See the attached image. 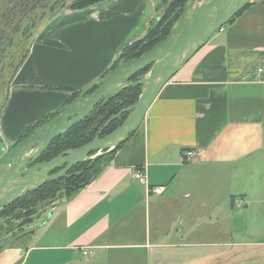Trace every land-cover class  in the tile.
<instances>
[{"label":"crops","instance_id":"0c3cea01","mask_svg":"<svg viewBox=\"0 0 264 264\" xmlns=\"http://www.w3.org/2000/svg\"><path fill=\"white\" fill-rule=\"evenodd\" d=\"M102 4L51 17L35 35L0 117L8 144L62 113L69 91L133 43L100 26L135 33L163 16L156 0ZM249 4L165 85L97 177L3 245L0 264H264V0Z\"/></svg>","mask_w":264,"mask_h":264},{"label":"water","instance_id":"95a60500","mask_svg":"<svg viewBox=\"0 0 264 264\" xmlns=\"http://www.w3.org/2000/svg\"><path fill=\"white\" fill-rule=\"evenodd\" d=\"M250 2L189 0L163 42L91 83L57 118L0 158V207L65 177L93 153L112 151L125 143L138 130L165 85ZM146 68L150 70L142 79L130 82ZM132 86H142L141 94L138 102L124 111L129 112V116L121 126L100 137L110 120L92 142L76 150H67L51 161L41 162L42 154L55 139L83 121L105 98ZM94 88L97 90L88 94ZM60 168L61 171L51 174Z\"/></svg>","mask_w":264,"mask_h":264},{"label":"trees","instance_id":"16d2710c","mask_svg":"<svg viewBox=\"0 0 264 264\" xmlns=\"http://www.w3.org/2000/svg\"><path fill=\"white\" fill-rule=\"evenodd\" d=\"M1 1L2 0H0V2ZM105 1L107 0H10L9 3L12 4L13 9H14L11 12V17L12 15L14 16L15 8H18L21 13L19 17H22V18L14 25L13 28L11 27L9 33H11L13 37H16V36L21 37L23 34H21L20 31L23 29V25H24L23 23H27L25 27L32 29L33 31L28 36L30 38L26 40L27 45L25 46V49L22 52L17 53V55L15 54L16 52H14L13 54L10 53L9 59L6 53L4 54V58H3V55H1L2 52L4 53V50L1 49L2 48L1 44L5 37L2 38L0 36V58H1L0 60V117L2 115L1 113L3 109L6 106V102L8 100V93H9L8 89H9L10 81L16 74L19 67L22 65L23 61L27 58L29 51H30L29 49L30 41L35 37V35L45 25L44 22L46 21L45 19L49 17L48 15H50L53 12L58 11L59 9H63V8H68L72 11H82L90 7L102 4ZM188 1L189 0H162V2L165 5V11H164V15L161 18L160 22L149 30L148 34L145 36L144 39L137 41L133 43L131 46L127 47L122 52V54L118 57L116 62L112 65L109 72H107L104 76H106L108 73L118 68L123 62H128V61L137 59L141 57L147 51L151 50L156 45L163 42L170 34V31L173 25L175 24V22L183 14L184 8ZM249 6L250 4H248L245 9H247ZM245 9H243L240 13H238L237 16L229 24L233 23L234 20L238 18ZM38 13H39V16H38ZM23 37L25 36L23 35ZM10 38L11 37H9V41H8V43L10 42L8 46L9 49L14 44L13 39H10ZM5 48L6 46L3 47V49ZM3 62L4 64L7 63L9 65V70L12 71V74L10 75V77L7 79L6 82L4 81V77L6 76L5 71L7 70L8 67L3 66L2 65ZM149 70L150 68L144 69L139 74L133 76L130 82L139 81L148 73ZM97 88L92 89L88 94L93 93L94 91L97 90ZM141 89H142V86L127 87L123 90L118 91L114 95L105 98L101 103H99L95 107L93 112L90 115H88L83 121L76 124L73 128H71L64 135L55 139L50 144V146L46 149V151H44V153L42 154L41 162L51 161L52 159L56 158L57 156H59L60 154H62L63 152L67 150H76L92 142L96 138L100 129H102L105 126V124L109 123L110 120L111 122L103 130V133L101 134L100 137H104L107 134L113 132L115 129L121 126L124 123V121L127 119V117L129 116V112H124V111L130 109L138 102L139 96L141 94ZM80 94H81V91L74 92L71 98L67 101V106L71 104ZM60 114L61 112L42 119L35 127H33L30 131L27 132V134H25L21 138L19 143L32 137L41 127L45 126L50 121L57 118ZM121 146L122 144L116 147L114 150L109 151L108 159L103 164L91 165L90 168L94 169V173L92 177L84 181L80 186H78L74 191H72V195H74L81 188L88 185L92 179L97 177V175H99V173L103 170L106 164L113 158V156L117 153V151L121 148ZM87 164L89 163L83 162L75 166L72 169V171H70L69 175H72V173L76 172L78 169L80 170L84 169ZM61 169L62 168L57 169L53 171L51 174L58 173L59 171H61ZM87 172H89V170L85 169V171L82 172V174H86ZM67 178L68 176L62 177L56 181L49 182L45 184L43 187H41L40 189H38L37 191L31 192L21 199L16 200L10 204H7L0 210V221L6 218L7 216H11V213L17 210L24 213L23 215L21 214V212L18 213L16 215L17 219L32 217L34 215L33 207H36L41 203L45 204V202H48L47 200L55 199V197L53 196L58 192V190L62 187V185L65 184V182L68 186L71 185V182H73L74 179L70 178L68 181V183L70 182V184H68L66 180ZM13 204H17V207L11 208L12 206H14Z\"/></svg>","mask_w":264,"mask_h":264},{"label":"rangeland","instance_id":"374dc122","mask_svg":"<svg viewBox=\"0 0 264 264\" xmlns=\"http://www.w3.org/2000/svg\"><path fill=\"white\" fill-rule=\"evenodd\" d=\"M9 2H10V0H2L0 2V36L2 38L5 37L2 44H1L2 45L1 49L4 50V53L1 50V52H2L1 55H3V58H4V54L6 53V55L8 56V59H9L10 53L13 54L14 52H16L15 54L17 55V53H20L25 49V46L27 45L26 40L30 38L28 36L33 31L32 29L25 27L27 25V23H23L24 24L23 29L20 31V33L23 34L25 37H23V35L21 37H17V36L13 37V35L11 33H9L11 27L13 28L14 25L22 18V17H19L21 15V13H20V10L18 8H15L14 16L12 15V17H11V12L14 9H13L12 4ZM156 4L157 5L154 6L153 8L156 9L157 12H159V11L163 12V15H164L165 5L162 2V0H160V1L156 0ZM118 6L119 5H115V7H113V8H118ZM70 11H72V10H70L68 8H63V9H59L56 12L51 13L50 15H48L49 17L47 16L48 18L46 17L47 19H45L46 21L44 23H45L46 27L48 28L50 26L49 22L51 21V19H50L51 17L53 19L52 20L53 22L60 21V19H62L63 17L71 18L73 15H72V12H70ZM85 12L86 11H84L83 13H85ZM120 13L123 16L124 15L128 16V14L124 13L123 10H121ZM78 14H80V13H78ZM38 16H39V13H38ZM40 16H41V14H40ZM161 18H160V16H158L155 19H153L152 21H149L147 23V26L144 29H141L139 26L138 30L135 33L133 31V27H128L126 29V28H124L123 25H122V27L120 25H117V27L115 25H104V26L102 25V26H100L101 28H100V30L97 31V33H100V34L105 33L109 38L108 40H112V41L116 40V42H117L119 39H123V40L127 39L126 42L128 44L130 42L135 43L137 41L144 39L145 36L148 34L149 30L153 26H156L160 22ZM39 20H41V19H39ZM133 34H136V35H133ZM9 37H11L10 39H13V42H14L13 46L10 49L8 48V46L10 44V42L8 43ZM32 40L30 41V44H29V47H31L29 54H30V52H38L37 51L38 50L37 44H36V46L33 45V46H35L34 49H33V46H31V43L33 42ZM39 42L40 41H38V43ZM131 45L129 44V45H127V47H129ZM5 46H6V48L3 49V47H5ZM119 56H120V54H119ZM0 60H1V58H0ZM2 65L8 67L7 70L5 71L6 76L4 77V81L6 82L7 79L10 77V75L12 74V71L9 70V65L7 63L4 64V62H3ZM74 92H79V90L78 91L75 90L73 92L69 91L68 93H71V94L68 96L69 97L68 100L71 98V96L73 95ZM56 113L58 114L59 112H56ZM56 113H54V114H56ZM54 114H52V115H54ZM45 118H47V117H45ZM42 119H44V118H42ZM3 124H4L3 119H1L0 120V152H2V150L6 151V149L8 151L10 148L17 145L16 142H11V141L8 144L6 139L3 137V136H5V133L3 132ZM5 144H8L9 148ZM108 152L109 151H103L100 153L92 154L90 156V158L85 161V162H88L89 164H87L84 169H81V170L78 169L76 172L72 173V175H69V173H70L69 172L65 177L68 176V178L66 179L67 183H68L70 178L74 179V180L72 179L73 182H71V185L68 186L65 182V184L62 185V187L58 190V192L53 196V197H55V199L47 200L48 202H45V204L41 203L38 206L33 207L34 208V210H33L34 215L32 217L17 219L16 215L21 212V211L17 210V211H14L13 213H11V216H7L6 218L2 219L0 221V249L4 247L3 246L4 244L6 245L8 242L17 240L19 237L28 234L30 231H32L34 228H36L37 225H39L42 221H44L47 218L48 214L51 212V210L56 205L62 203L66 199H69V197L72 195V191H74L84 181H86L92 177V175L94 173V169H91L90 166L93 164H97V165L103 164L108 159V156H109ZM87 167H89L90 169ZM85 169H88L89 172H87L86 174H82V172H84ZM68 184H70V182ZM13 205L14 206H12L11 208L17 207V204H13ZM3 207L4 206L0 207V210ZM21 214L23 215L24 213L21 212Z\"/></svg>","mask_w":264,"mask_h":264},{"label":"built area","instance_id":"2783aa9c","mask_svg":"<svg viewBox=\"0 0 264 264\" xmlns=\"http://www.w3.org/2000/svg\"><path fill=\"white\" fill-rule=\"evenodd\" d=\"M187 159H192L195 157V153L194 152H187L186 153ZM135 176L141 181V182H145V176L143 173H140L139 171H136ZM154 192L157 194H160L162 192V188H155ZM84 256L89 255L88 251H83Z\"/></svg>","mask_w":264,"mask_h":264},{"label":"bare ground","instance_id":"6f19581e","mask_svg":"<svg viewBox=\"0 0 264 264\" xmlns=\"http://www.w3.org/2000/svg\"><path fill=\"white\" fill-rule=\"evenodd\" d=\"M251 1H252V0H251ZM226 26H227V25H226ZM224 28H225V27H224ZM169 82H170V81H169ZM187 152H192V151H187ZM187 152H185V155H186ZM195 156H196V154H195ZM186 158H187V156H186ZM187 160H188V159H187ZM189 160H190V159H189Z\"/></svg>","mask_w":264,"mask_h":264},{"label":"flooded vegetation","instance_id":"af4514ba","mask_svg":"<svg viewBox=\"0 0 264 264\" xmlns=\"http://www.w3.org/2000/svg\"><path fill=\"white\" fill-rule=\"evenodd\" d=\"M101 130V129H100ZM103 133V131L101 132V134ZM101 136V135H100Z\"/></svg>","mask_w":264,"mask_h":264}]
</instances>
